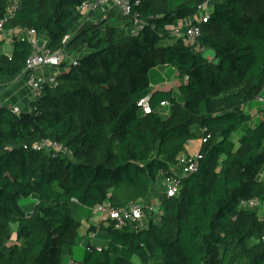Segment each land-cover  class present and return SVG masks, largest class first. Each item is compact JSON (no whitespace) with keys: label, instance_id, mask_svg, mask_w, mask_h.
Masks as SVG:
<instances>
[{"label":"trees","instance_id":"1","mask_svg":"<svg viewBox=\"0 0 264 264\" xmlns=\"http://www.w3.org/2000/svg\"><path fill=\"white\" fill-rule=\"evenodd\" d=\"M11 1L0 0V21ZM85 1L20 0L4 24L45 33L51 51L64 48L76 63L62 62L56 84L27 108L0 105V264H62L82 225L72 203L149 199L193 140L197 167L163 198L159 216L138 229L103 221L108 246L91 245L81 262L264 264V212L240 206L264 200V110L250 125L244 109L264 90V0L214 1L196 44L173 26L206 0H129L143 21L137 34L119 11L84 18ZM5 44L0 38L2 84L31 72L34 49L28 36H14L10 51ZM167 66L181 78L179 96L151 87L153 68ZM147 95L150 112L139 105ZM47 139L64 149L34 147ZM33 194L27 214L20 201Z\"/></svg>","mask_w":264,"mask_h":264},{"label":"built area","instance_id":"2","mask_svg":"<svg viewBox=\"0 0 264 264\" xmlns=\"http://www.w3.org/2000/svg\"><path fill=\"white\" fill-rule=\"evenodd\" d=\"M214 1L216 0H206L200 6L199 13L195 16H192L183 22H176L173 26L174 34L180 37H186L188 43L196 44V37L201 32L199 23L206 22L208 20L212 3ZM19 2L20 0H12L5 18L0 21V38H3L6 41L8 37L13 38L14 36H28V38L32 41L34 49L33 53L27 59L26 67L31 70V72L26 75L28 77V84L36 96L41 92V89L45 84H56L57 73L59 71H53L48 75L35 74V71L39 69L42 70L44 68H59L61 63L64 61H66L67 64L72 62L76 63V56L74 53L68 52L64 48L51 51L47 47L48 39L40 37V33H37V31L33 28L21 30L11 28L7 30L4 27V24L15 14L19 7ZM79 9L86 19H91L94 12H101L106 15L108 11L117 9L124 16L131 17V19L133 18L134 23L130 27V32L133 34H137L143 25L142 20H140L137 16L131 15L132 6L129 0H87L83 2ZM184 25L186 26V29H183ZM1 84L0 80V85ZM149 99L150 96L147 95L139 101V105L142 106L146 112L151 111ZM257 99L264 106V96L258 95ZM161 105L165 107L161 112L167 114L170 106L169 101H163L161 102ZM14 111L19 112L20 108L15 106ZM34 147L36 149L50 147L58 150L64 149L61 144L53 142L50 139L37 143ZM199 157L200 155L198 151L194 153H184L180 156L178 165L173 169L174 173L165 175L162 180V188L165 197H171L178 194L182 177L196 169ZM145 200L146 199H139L132 201L128 205L119 208H116L109 202L105 201L96 204L94 206V210L99 216L101 222L114 220L117 228H123L126 225H130L133 228L138 229L147 225V221L150 216L158 217L161 212V202H154L150 204L146 203ZM240 206L264 212V200L258 198L241 201Z\"/></svg>","mask_w":264,"mask_h":264},{"label":"crops","instance_id":"3","mask_svg":"<svg viewBox=\"0 0 264 264\" xmlns=\"http://www.w3.org/2000/svg\"><path fill=\"white\" fill-rule=\"evenodd\" d=\"M114 11H119L117 9H114ZM101 12H94L92 14L91 19H95V17L99 16ZM184 29H186V26L184 25ZM40 37L46 38L47 36L45 33H41ZM12 44V37H8L6 40V44L8 43ZM48 68L39 69L35 71V74H43L48 75L47 73ZM156 69H159L158 67ZM56 71H59V68L55 69ZM160 70V69H159ZM161 71V70H160ZM162 75H158L154 72V70L151 71V87L152 82L155 84H158L157 86L152 87L153 89H172L175 93V89L177 85L175 84L176 78L179 77L177 69L172 66H167L163 71H161ZM175 80V81H174ZM179 88V85H178ZM176 94V93H175ZM35 93L31 89V87L28 84V77L26 74L19 77L15 82L13 83H4L0 85V105L8 106V107H19L27 108L31 101L35 98ZM246 107V105H245ZM244 107V109H245ZM257 110L256 107H252L250 105V110ZM256 114V112H255ZM258 115L260 116L261 114ZM201 145L200 140H193L189 143L187 146V150L189 153H194L199 150V147ZM163 176H161V179L159 178V182L157 184V189L160 187V184L162 185ZM163 191V190H162ZM163 198H165L164 192L161 194V192H154L152 196L149 199H146V203H156V202H162ZM72 209L73 212H75L76 217L78 219H82V225L79 229V236H78V243L69 247L65 246L63 249V259L62 264H83L81 261L83 258L88 255L90 249L89 246L95 245L98 247L106 246L108 245V235L107 231L104 229L105 224H102L100 221L99 216L96 214L94 207H85L83 205H80L77 202L72 203ZM95 215L97 220L89 221L88 218H90L92 215ZM86 219V220H85ZM78 250V252H76ZM71 256V259H68V256Z\"/></svg>","mask_w":264,"mask_h":264},{"label":"rangeland","instance_id":"4","mask_svg":"<svg viewBox=\"0 0 264 264\" xmlns=\"http://www.w3.org/2000/svg\"><path fill=\"white\" fill-rule=\"evenodd\" d=\"M116 23H119L120 25H122V24H124L122 21H117ZM11 47H12V44L9 42L7 45H5V47H4V50L6 51H10V49H11ZM214 53L212 52V55H213ZM56 68H50V69H47V73L48 74H50V73H52L53 71H56L55 70ZM153 70H154V72L155 73H157L158 75H162V73H161V71L159 70V69H154L153 68ZM176 80V81H175ZM174 81L176 82L175 84L177 85V87H176V89H175V93H176V95L177 96H179L180 95V91H179V88H178V85L180 84V82H181V78L180 77H177L176 79H175ZM158 84H155L154 82H152V87H154V86H157ZM262 95L264 96V90H263V93H262ZM250 105L252 106V107H256L257 108V110L255 111V110H250ZM264 109V106L262 105V103L260 102V101H258V99H253V100H251L250 102H248L247 104H246V107H245V111L247 112V113H249L250 115H252V120H251V122H250V125H254V124H256L259 120H260V116L258 115V111H260V110H263ZM255 112H256V114H255ZM235 138V140H237V137L235 136L234 137ZM158 190H159V192H161V194L163 193V188H162V185L160 184V187L158 188ZM39 201V196H38V194H33V195H28V196H26V197H23L22 199H21V201H20V203H21V206H22V208L24 209V211L27 213V214H29V213H31L32 211H33V209H34V207H35V204L37 203ZM74 214H75V212H74ZM75 216H76V214H75ZM86 220V219H85ZM88 220L91 222V221H95V220H97V218H96V216L93 214L90 218H88ZM15 237V234H14V236H13V238ZM106 246H108V245H106ZM76 252H78V250L76 251ZM68 259L70 260L71 259V256L69 255L68 256ZM132 260H133V262L135 263V264H139L140 263V259L138 258V256H136V255H134L133 257H132Z\"/></svg>","mask_w":264,"mask_h":264},{"label":"water","instance_id":"5","mask_svg":"<svg viewBox=\"0 0 264 264\" xmlns=\"http://www.w3.org/2000/svg\"><path fill=\"white\" fill-rule=\"evenodd\" d=\"M89 248H90V249H93V247H92V246H89Z\"/></svg>","mask_w":264,"mask_h":264}]
</instances>
